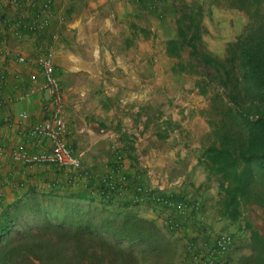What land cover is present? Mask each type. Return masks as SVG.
Here are the masks:
<instances>
[{"label": "rangeland", "instance_id": "rangeland-1", "mask_svg": "<svg viewBox=\"0 0 264 264\" xmlns=\"http://www.w3.org/2000/svg\"><path fill=\"white\" fill-rule=\"evenodd\" d=\"M157 1L158 9L152 12L136 0H112V16L106 17L112 32L98 37L112 41V63H91L85 65L88 70H82L75 63L56 62L66 96V121L72 131L69 143L96 176L102 175L119 153L132 190L139 180L157 192L201 201L203 224L194 220L186 236L173 234L175 264H190L186 242L202 231L209 239L220 232L233 234L236 247L222 264H239L243 256L250 254V231L243 220L233 222L219 215L218 183L198 164L204 147L213 141L211 121L216 116L212 97L217 92L225 96V91L207 82L213 71L191 61L188 50L181 60L169 56L166 40L175 33V20L184 8L202 5V48L224 60L228 45L241 33L247 18L223 6L212 11L211 0ZM56 42L49 35L41 46ZM180 61L187 65L188 72L180 71ZM11 167L12 179L5 184L11 187L22 182L28 187L23 176L29 179L39 171L37 166ZM0 189L7 195L6 189ZM138 205V212L144 211L158 222L166 213L165 208H157L159 213L153 215L152 204L148 210ZM244 217L264 235L262 209L246 208Z\"/></svg>", "mask_w": 264, "mask_h": 264}, {"label": "trees", "instance_id": "trees-1", "mask_svg": "<svg viewBox=\"0 0 264 264\" xmlns=\"http://www.w3.org/2000/svg\"><path fill=\"white\" fill-rule=\"evenodd\" d=\"M212 2L247 18L224 60L202 48V5L180 13L166 51L181 60L188 50L191 61L213 71L207 82L225 91L212 97L213 141L198 164L218 183L219 215L243 220L250 231V254L239 264H264V235L244 217L252 206L264 213V0ZM178 66L188 72L183 61ZM120 165L111 162L112 169ZM65 184L22 182L16 199L0 208V264H175L173 234L141 215L131 199L107 193L100 176L84 185L67 175Z\"/></svg>", "mask_w": 264, "mask_h": 264}, {"label": "built area", "instance_id": "built-area-1", "mask_svg": "<svg viewBox=\"0 0 264 264\" xmlns=\"http://www.w3.org/2000/svg\"><path fill=\"white\" fill-rule=\"evenodd\" d=\"M136 2L145 4L152 12L157 11L159 5L157 0ZM54 3L55 0H0V53L3 54L7 49L8 36L23 41L29 34L46 32L55 17ZM7 8L13 9L16 14L10 15ZM51 37L54 42L59 38L57 34H51ZM56 58L55 45H49L42 47L34 57L22 52L15 53L12 57L15 66L8 64L0 68V86H6L9 82L11 86V92L0 98V124L3 122V106L29 101L39 93H47L51 99L49 118L34 121L29 128H24L27 131L20 145L0 146V171L7 162L22 167L61 169L75 181L85 185L94 174L84 166L81 157L69 143L72 131L66 121V96L58 76ZM16 65L33 68L25 85L22 84V73ZM29 120L30 114L22 111L17 119L7 121L11 126L14 123L22 125ZM101 132L104 133L105 130L102 129ZM118 154L116 158L119 163L121 156ZM100 182L109 194L120 198L130 196L137 204L151 200L157 206L165 208L166 213L161 216L159 223L172 234L186 236L189 225L194 220L199 225L203 224V207L200 200L171 192H157L142 184L135 185L132 190L122 165L118 169L110 167L100 175ZM4 197L5 192L0 189V200ZM235 247L236 239L229 232H220L216 237L209 239L202 231L186 242L185 254L190 264H222Z\"/></svg>", "mask_w": 264, "mask_h": 264}, {"label": "crops", "instance_id": "crops-1", "mask_svg": "<svg viewBox=\"0 0 264 264\" xmlns=\"http://www.w3.org/2000/svg\"><path fill=\"white\" fill-rule=\"evenodd\" d=\"M211 3L212 6L210 8L214 11L217 6L212 0ZM6 10L12 16L16 14L11 8H7ZM54 12L55 17L46 32L42 34H29L23 41H18L13 36H8L7 49L3 54L0 53V68L8 64L15 66L12 60L15 53L22 52L30 57L36 56L39 52L38 49L42 48L41 45L44 43V37L51 34H57L59 37L55 44L57 52L56 62L59 60V63L61 62L66 65L75 63L80 65V69L82 68V70H88L85 65L91 63H112V57L115 54L112 50V41L98 38H101L103 34L107 36V34L112 32V26L109 21L106 23V17L112 16V0H55ZM98 33H100V36H98ZM16 68L22 73V84L25 85L29 81V73L33 68L27 65H16ZM10 92V82L6 86H0V98ZM50 109L51 99L47 93L36 94L31 100L16 103L13 106H3L1 108L3 122L0 124V146L14 147L20 145L24 140V133L27 131L24 128H29L34 121L49 118ZM22 111L30 114V120L22 125L14 123L9 126L7 120L13 121V119H17V116ZM6 165L9 166L6 167ZM6 165L0 171V187L6 189L7 195L0 200V208L13 202L20 194V191H22L16 186L11 187V184L5 185L8 179L12 177L13 171H9L10 168H13L11 166H18L11 162H7ZM106 167L108 168L105 169L104 173L111 167V163L106 165ZM37 169L39 171L36 175L29 177V179L23 176L25 182L28 183L27 186L33 184L40 186L39 188H46L49 182H61L63 185H66L65 180L68 174L63 171L57 174L56 170L53 169H46L44 167ZM49 175L50 177H47ZM41 178L46 179L45 181L44 179L42 180L45 183L41 182ZM25 188L27 187L25 186ZM61 191H64V189ZM126 198L134 202L130 196ZM149 205L148 203L139 204L137 208L142 207L143 210H148ZM157 208L163 210L161 206H154L152 208L153 215L159 213ZM139 213L145 217L155 219L154 216L144 214V211H139ZM157 223L159 222L157 221Z\"/></svg>", "mask_w": 264, "mask_h": 264}]
</instances>
